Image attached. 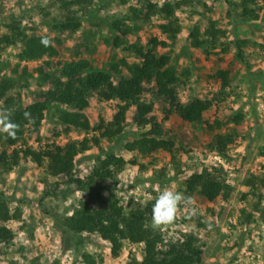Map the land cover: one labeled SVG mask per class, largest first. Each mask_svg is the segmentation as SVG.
Wrapping results in <instances>:
<instances>
[{
    "label": "rangeland",
    "instance_id": "rangeland-1",
    "mask_svg": "<svg viewBox=\"0 0 264 264\" xmlns=\"http://www.w3.org/2000/svg\"><path fill=\"white\" fill-rule=\"evenodd\" d=\"M256 1L261 8L259 17L247 21L239 17L241 11L233 12L226 0H84L69 9L60 0H0V82L3 78L16 80L12 91L20 95L25 109L44 100L66 63L88 61L92 73L108 70L121 59L140 63L125 51V46L115 47L114 41L120 36L110 29L115 23L133 28L122 38L127 46L139 44L149 49L153 39L162 43L157 52L171 57L170 67L181 78L178 90L183 103L196 98L215 102L202 123L191 124L170 113V107L158 100L154 83L145 84L142 99L154 103L150 116L157 118L175 141L173 155L158 152L142 156L126 150L127 144L150 130L137 125L136 107L126 113L121 135L112 140L100 138L97 129L103 122L104 132L114 122L121 105L118 100L108 101L97 95L90 98L86 114L92 130L87 132L73 128L67 131L57 121L54 108L46 112L39 130L28 128L17 149L38 152L49 144L65 146L92 140L75 159V179L88 177L96 160L107 154L123 157L129 164L116 181L102 183V189L92 194L70 185L65 176H49L32 159H22L11 172L0 168V192L9 198L10 211L20 212L19 220L7 224L13 238L9 244H0V264H89L86 255L92 256L95 264H128L131 258L142 261L144 245L139 242L125 241L121 253L114 256L111 244L99 234L76 237L61 227L80 202L93 199L96 208L105 209L109 196L106 187L115 191L127 211L140 209L146 213L148 228L161 238L160 259L177 252L186 236L192 234L201 250L195 264H264V190L260 183L264 177V0ZM167 3L181 4L172 18L179 29L176 35L163 33L161 28L168 20L159 10ZM152 6H157L155 13ZM72 16L80 21L77 29L55 31V22ZM19 34L53 40L57 54L21 60L18 56L23 36ZM9 36L19 38V42H3ZM238 45L243 47V60L238 57ZM219 71L226 73V87L218 78ZM128 77L122 68L113 80L118 83ZM220 92L229 96L216 102ZM4 102L0 101V108L4 109ZM235 118L241 121L236 123ZM217 121L221 128H207V123L215 126ZM221 133L235 137L226 155L210 149L214 137ZM3 135L0 133V150L7 149ZM215 156L222 157V164ZM218 166L224 168L226 182L234 189L229 200L209 202L198 192H187L186 181L191 175ZM252 177L258 179L256 190L247 185ZM166 186L191 197L194 203L189 207L195 214L181 207L171 225L153 230L152 204Z\"/></svg>",
    "mask_w": 264,
    "mask_h": 264
},
{
    "label": "trees",
    "instance_id": "trees-1",
    "mask_svg": "<svg viewBox=\"0 0 264 264\" xmlns=\"http://www.w3.org/2000/svg\"><path fill=\"white\" fill-rule=\"evenodd\" d=\"M65 2V8L82 4L84 0H60ZM88 1V0H86ZM227 4L233 8V12L241 11L240 18L244 20H256L259 17L261 8H258L256 0H242L240 3L226 0ZM181 4H165L160 8V13L168 20V24L161 26L163 33L176 35L179 29L175 27L172 18L176 9ZM157 6H152V13H155ZM150 10V11H151ZM135 12V19L139 20V14ZM148 17V16H147ZM148 20V19H147ZM80 26V21L72 17H67L63 22H55L54 29L57 32H66L75 30ZM114 33H119L115 39V47L125 46V51L140 59L138 64H130L126 59H121L118 63L110 65L108 70H99L89 72V62L79 61L63 65L60 78L55 82L52 90L44 94V100L38 101L30 108L21 106L20 95L13 94L14 78H3L0 82V101L3 99L4 109L13 111L11 119L19 125L16 138L3 135V143L7 147L0 150V168L3 172H11L19 166L22 159H32L39 167H44L47 174L51 177L65 176L70 185L81 188L82 191L89 194L102 189V183L107 181H116L129 164L123 157L114 154H107L104 158L99 157L93 172L86 178L75 179L73 176L76 157L86 149L92 140L86 139L83 142H71L65 146L49 144L42 151H34L31 148L25 150L17 149L19 143L25 138L28 128L38 131L45 119V113L55 109L56 118L59 124L66 127L67 131L72 128L79 131H91L92 125L87 118L86 111L90 107V98L93 95L99 96L105 100H118L119 113L113 123L103 131V122L98 127L101 131L100 138L112 140L123 132V122L126 113L136 107V123L138 126L150 130L132 143L126 145L129 152H138L142 156H151L158 152H166L173 155L176 147L174 140L168 137L167 132L157 118L150 116L154 110L153 102H145L142 97L145 93V84L155 85L156 97L170 107V113H176L184 121L191 124L203 122L204 114L210 110L215 102L209 99L196 98L187 103H183L179 98V86L181 78L175 68L170 67L171 57L168 54H158L157 49L162 43L157 39L151 41V48L147 49L139 44L127 46L125 39L133 28L122 26L115 23L110 26ZM21 35V34H19ZM23 36V35H21ZM214 37H217L214 34ZM3 38L7 44H14L19 38ZM44 37L29 38L23 36L20 42H23V49L19 58L21 60H38L48 55L53 57L57 54L54 41L48 39L51 43L45 46L41 43ZM1 40V41H2ZM263 53H264V46ZM238 57L243 60V47L237 46ZM122 68L126 69L129 77L115 83L114 74H121ZM41 73L44 70L41 68ZM188 73V72H186ZM218 78L228 85V78L223 71L218 72ZM264 75V71H263ZM229 95L227 92H220L216 102L224 100ZM31 114V119L25 118V113ZM169 114V112H167ZM241 118H235L238 123ZM221 123L217 121L216 125L207 123V128H221ZM95 145H99L97 138L93 139ZM235 142V137L229 133L217 134L210 149L220 155H226L230 146ZM85 147V148H84ZM12 149V152L8 151ZM84 148V149H83ZM258 179L252 177L247 181V185L257 189ZM264 190V177L260 180ZM109 192L108 205L105 209H98L94 206L93 199L88 202H80L78 208L74 210L72 216L66 218L61 224L64 232L72 233L74 236L81 234H99L112 247V254L118 256L123 249L125 241H135L144 245V256L142 261L131 258L128 264H195L201 257V250L198 248V240L195 235H187L181 248L163 259L158 257V247L161 238L151 232L147 226V216L144 211H127L121 205L115 191L105 188ZM186 190L188 193L198 192L204 199L214 202L221 198L229 200L234 192L225 179V170L222 166L211 169L204 168L201 172L191 175L186 181ZM9 198L0 192V244H9L13 238L12 230L7 226L8 222L19 220L20 212L10 211L8 204ZM85 259L89 264H95V259L86 255Z\"/></svg>",
    "mask_w": 264,
    "mask_h": 264
},
{
    "label": "clouds",
    "instance_id": "clouds-1",
    "mask_svg": "<svg viewBox=\"0 0 264 264\" xmlns=\"http://www.w3.org/2000/svg\"><path fill=\"white\" fill-rule=\"evenodd\" d=\"M45 46L51 43L47 38L41 40ZM13 111L11 109L0 108V133L7 137L16 138L19 125L11 119ZM26 119H31L30 113H25ZM194 203L193 199L184 193L177 191L171 187H164L155 197V202L151 208L150 226L153 230L160 229L164 226L171 225L177 216L181 207H185L190 214H195V209L189 207Z\"/></svg>",
    "mask_w": 264,
    "mask_h": 264
},
{
    "label": "built area",
    "instance_id": "built-area-1",
    "mask_svg": "<svg viewBox=\"0 0 264 264\" xmlns=\"http://www.w3.org/2000/svg\"><path fill=\"white\" fill-rule=\"evenodd\" d=\"M215 160L217 161V163L222 164V157L221 156H215Z\"/></svg>",
    "mask_w": 264,
    "mask_h": 264
},
{
    "label": "crops",
    "instance_id": "crops-1",
    "mask_svg": "<svg viewBox=\"0 0 264 264\" xmlns=\"http://www.w3.org/2000/svg\"><path fill=\"white\" fill-rule=\"evenodd\" d=\"M124 173V172H123Z\"/></svg>",
    "mask_w": 264,
    "mask_h": 264
}]
</instances>
